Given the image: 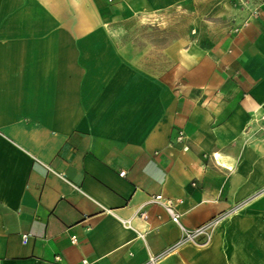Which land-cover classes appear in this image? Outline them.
<instances>
[{"label":"crops","instance_id":"obj_1","mask_svg":"<svg viewBox=\"0 0 264 264\" xmlns=\"http://www.w3.org/2000/svg\"><path fill=\"white\" fill-rule=\"evenodd\" d=\"M82 259L264 264V0H0V264Z\"/></svg>","mask_w":264,"mask_h":264},{"label":"built area","instance_id":"obj_2","mask_svg":"<svg viewBox=\"0 0 264 264\" xmlns=\"http://www.w3.org/2000/svg\"><path fill=\"white\" fill-rule=\"evenodd\" d=\"M109 1H112V0H109ZM182 139H183V133L179 132L178 136H177V140L181 141ZM184 149H186V148H184ZM120 174L123 175V172H121ZM148 202H156V203L162 204L164 209L168 213L171 221L181 227L180 221H179V214L176 211H174L171 201L164 200L161 195H156V196H153L151 199H149ZM139 216L142 219H146L147 218L146 213L144 211H140ZM215 222H216V220H214L213 222L206 223L204 225H201V226L197 227L194 230H184L181 227L182 230H183V235H182V239L181 240L194 241V238L199 236V235H202V234L208 235V233H204V232L210 231L212 229L213 225L215 224ZM26 239H27V236L23 235L22 242H25ZM71 240H72V243H75L76 242L75 236H72ZM178 243H179V241H178ZM171 251H175V245L169 247L168 253L171 252ZM81 264H90V262L88 260H86V259H82Z\"/></svg>","mask_w":264,"mask_h":264},{"label":"rangeland","instance_id":"obj_3","mask_svg":"<svg viewBox=\"0 0 264 264\" xmlns=\"http://www.w3.org/2000/svg\"><path fill=\"white\" fill-rule=\"evenodd\" d=\"M156 20L158 22L157 25H159L158 28L159 27H172L171 31H172L174 37H176L180 34V29L178 28L179 27L178 23L180 22L181 19L179 16L178 17H175V16L172 17L171 16V17H168L167 19L166 18H160V19H156ZM163 29H165V28H163ZM140 32L142 33V36H141L142 38L143 37L147 38V36H149V34H151V33H152V35L154 33V34H157V36H159V33L164 32V30L163 31H161V30L156 31L154 29L146 28ZM130 36H132V35H130Z\"/></svg>","mask_w":264,"mask_h":264}]
</instances>
